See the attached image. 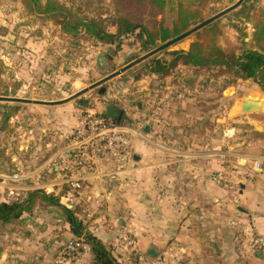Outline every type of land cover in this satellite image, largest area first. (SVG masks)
I'll use <instances>...</instances> for the list:
<instances>
[{
  "label": "crops",
  "instance_id": "1",
  "mask_svg": "<svg viewBox=\"0 0 264 264\" xmlns=\"http://www.w3.org/2000/svg\"><path fill=\"white\" fill-rule=\"evenodd\" d=\"M260 5L264 7V0ZM248 26L246 50L256 48L253 25ZM20 40L16 38L18 44ZM22 41L15 53H0L12 72V78L3 77V85L16 93L0 97L54 102L34 98V47L32 39ZM105 50L111 61L120 59ZM8 56L12 66L5 62ZM149 60L126 72L145 67ZM99 74L96 70L93 77ZM149 74L140 79L138 111L122 108L124 120L115 123L132 132L131 152L100 158L90 151L77 204L66 206L68 190L61 204L77 209L84 226L112 248L121 264H264L262 255L245 247L249 234L264 236V90L253 80L225 87L226 77L213 79L191 67L180 66L166 78ZM245 99L260 101L261 112L243 114ZM10 105L17 106L16 114L8 121L0 118V193L9 188L17 197L36 189L60 194L63 188L46 182L44 175L38 180L37 145L47 157L40 169L46 171L48 164L62 159L71 140L67 127L80 115L76 100L62 105L0 102V110ZM36 114L44 123L43 133L51 136L44 145L37 140ZM53 114H61L58 123L49 118ZM214 137L217 142H212ZM219 173L227 177L221 183L215 181ZM50 221L40 239L45 250L38 246L31 254L20 250L8 255L1 249L0 264H93L85 245L77 256H64L63 247L75 238L66 224ZM122 235L130 237L134 248H125ZM132 254L137 260L128 259Z\"/></svg>",
  "mask_w": 264,
  "mask_h": 264
},
{
  "label": "trees",
  "instance_id": "2",
  "mask_svg": "<svg viewBox=\"0 0 264 264\" xmlns=\"http://www.w3.org/2000/svg\"><path fill=\"white\" fill-rule=\"evenodd\" d=\"M21 1L30 15L53 21L70 41L83 39L97 45L119 47L124 39H133L140 51L148 53L204 22L203 12L211 0H109L111 9L107 17L91 6L90 0H82V4H77L79 0ZM248 1L251 0H245L238 10L230 13L240 15L244 24L253 25L255 49H245V27L239 29L235 26L238 31L244 32L242 47L221 44V36L225 31L219 19L194 33L198 40L191 44L188 52H173L170 61L159 58L158 54L150 58L149 64L145 66L146 72L166 78L180 66L191 67L210 74L213 79L226 77L225 87L238 80H253L264 90V7L251 8L247 6ZM166 13L172 15L169 25L163 18ZM3 71L4 65L0 60V74ZM4 112L2 121H8L16 114L17 106L10 105ZM102 116L108 119L104 114ZM80 157L85 158L83 155ZM70 160L75 162L73 157ZM67 190L69 185L64 184L58 195L36 189L29 191L25 199L13 202L0 200V230L9 226L13 229L26 228L38 209L46 210L56 213L58 221L68 226V232L75 238L68 244L81 242L82 246L90 249L93 264H121L114 257L112 248L84 226L77 216L78 210L61 204V198ZM76 196H79L78 193ZM68 244L63 247L65 251ZM82 246L79 247V253Z\"/></svg>",
  "mask_w": 264,
  "mask_h": 264
},
{
  "label": "rangeland",
  "instance_id": "3",
  "mask_svg": "<svg viewBox=\"0 0 264 264\" xmlns=\"http://www.w3.org/2000/svg\"><path fill=\"white\" fill-rule=\"evenodd\" d=\"M90 1H92L91 6H93L94 8H98V11L101 12L103 16L107 17L110 14L111 8L109 0ZM238 1L239 0H211L207 7L204 9V21L227 10L228 8L235 5ZM260 1L261 0L248 1L247 6H250L251 8L260 7ZM77 4H82V0L77 1ZM240 7L241 6H239L237 10ZM163 18L169 25L172 15L170 13H166ZM220 20L221 27L225 31L221 36L220 43L223 45L229 44L237 48L242 47L244 43L241 40V37L244 32L238 31L235 26H238L239 29L244 27L248 29V24H244L240 15H231V13L226 14L224 17L220 18ZM19 37L21 38V40L25 38H28L30 40L32 39L31 45L34 47V51L31 50L32 56H29L31 58L30 63L36 68L33 72V83L35 88L37 89L34 94V98H36V100L45 99L50 101H60L63 99H68L73 96H70L71 94L74 93L75 95V93L77 94L78 92L88 89L90 86L98 82V79H103L105 75L102 74H99V77L97 79L93 77V73L96 72V58L100 53H105L103 52V49H106V52L109 51L110 54H115L120 57L118 61H111V65L114 71H118L121 68L126 67L131 62H134L135 60H138L139 58L147 54L139 50L137 45L134 44L135 41L133 39H124L119 47L115 45H97L91 41L83 39L77 42L70 41V39L62 34L60 28L56 26L53 21L30 15L24 8L21 0H0V53L4 52V55H7L8 50L11 54L15 53V51H18L20 46L16 42V38ZM197 40V37L192 35L182 42L169 47L166 53L161 52L160 54H158V56H162L161 59L164 60L165 57L172 58L171 53L173 51L188 50L190 49L191 44L193 42H196ZM108 47H111V50H109ZM5 62L12 66V57L8 56L7 59H5ZM148 74L149 73L146 72L145 67H138L137 69H134L129 73L125 72L122 75L113 78L114 80L112 79L108 81L104 85V87L106 88L105 94H99V88L86 93L84 95V98L90 100V105L88 109H83V111H81L82 109L80 107H75H78L77 109L80 110V115L76 117V119H74L75 121H71L74 123H71L67 127L69 129V135L67 136H71V140L70 144L68 143L69 146L67 145L66 147L62 159L59 162L58 160L53 161L50 166L48 164V169L46 171H44L45 169H40L41 167H43L44 161L47 160V157L46 152L40 148L39 144L37 145V147H39L37 150V154L40 155V157L38 158L40 164H37L36 166V168L38 169V171L36 172L38 175V180L41 181L40 179L43 177L42 175H44L46 182L51 181L52 183H54L55 188L62 189V186L68 179V177L66 176L68 174V171L66 169L70 167V164L73 165L75 163L70 160L69 155L71 154L70 149L72 147L73 134L79 126L82 118L90 114H104V101L108 102L109 104L116 105L120 109H126L125 107H132L135 111H138L136 103L141 99V94H139V91L141 88H143V86L140 85V79H142L144 75L146 76ZM4 76L12 78V72L6 69L5 65L3 73L0 74V95L5 93L16 95V93L11 94V92L7 90V86L3 85L2 80ZM77 80L79 81L75 82ZM74 83L78 87L77 89H73ZM231 86L232 85H230V87ZM228 105L231 108L232 102H230V104ZM4 113V111L0 110L1 120H3L4 118ZM37 116V140L38 142H42L44 145L45 143L50 141L51 136L48 132L43 133L44 131H46V129L43 128L44 123L40 122V120L42 119L41 117H39L40 115L38 114ZM49 118L52 120V123L55 124L58 123L59 119L61 118V114H53ZM123 123V125H126L125 121H123ZM217 141V137H214L212 139V142ZM129 152H131V146ZM85 155H90V151H86ZM102 157L108 158L106 155ZM55 166L57 168L61 167V170L55 172ZM83 189L84 184L81 191L78 192V195H81ZM25 198L26 197L22 195L20 197H17L10 194L9 188H6L5 191L0 193L1 201L13 202ZM61 201H63L62 198ZM66 203L70 204V202ZM56 215V213H48L46 210L38 209L33 220L28 222L26 228L19 227L17 229H13L10 226L3 228L2 230H0V246L2 247V249H4V252H7L8 255L16 254L20 252V250L27 251L31 254L37 249L38 246H41L43 250H45L46 245H43V243L40 242L42 235H44V233L47 231L46 229H44V226L45 228L47 227L45 223L49 220H51L52 222H58L59 219H57ZM39 222H41V224L43 222V224L40 225ZM59 222L62 223V221ZM255 236H258V234H249L245 238L246 242L250 243L251 238ZM18 238H22L24 239V241H15ZM38 242H40V244H38ZM79 245L81 248L82 245ZM245 247L249 248L252 252H254V254L256 253L250 248L249 244H246ZM125 248L129 250L131 247L125 246ZM78 253L79 250L74 254V256H77ZM130 255L127 256L128 259H134V257ZM262 256V258L264 259V255Z\"/></svg>",
  "mask_w": 264,
  "mask_h": 264
},
{
  "label": "built area",
  "instance_id": "4",
  "mask_svg": "<svg viewBox=\"0 0 264 264\" xmlns=\"http://www.w3.org/2000/svg\"><path fill=\"white\" fill-rule=\"evenodd\" d=\"M132 132L127 130V127L118 126L111 120L104 118L102 115L90 114L84 116L79 123L76 131L73 134V141L71 147L70 158L75 160V166L70 164V167L66 169L68 177L65 184L69 185V190L66 195V206L71 207L74 204L76 195L83 188L84 172L82 168L84 162H88L89 155H85L86 151H91V155L94 157L107 156L108 158L123 157V155L129 153L131 146ZM81 155L85 158L80 157ZM65 170V169H64ZM227 177L223 173H219L215 181L221 183L226 180ZM123 243L127 246L134 248V243L125 235L121 236ZM250 248L255 252L264 254V236L258 235L250 240ZM80 245L78 243H69L67 250L63 253L64 256H72L79 250ZM155 264H162L157 262Z\"/></svg>",
  "mask_w": 264,
  "mask_h": 264
},
{
  "label": "water",
  "instance_id": "5",
  "mask_svg": "<svg viewBox=\"0 0 264 264\" xmlns=\"http://www.w3.org/2000/svg\"><path fill=\"white\" fill-rule=\"evenodd\" d=\"M244 1L245 0H239L235 5L228 8L227 10L213 16L212 18L206 19L204 22H202L201 24L190 29L189 31H187L186 33L181 35L180 37H178L174 40H171V41L161 45L160 47L148 52L147 54H145L144 56H142L138 60H135L131 64L127 65L124 68H121L118 71H114V69L110 63L112 58L110 56L106 55L105 53H100L96 58V70L98 72H100L102 75H105V77L103 79L99 80L98 82H96L95 84H93L92 86H90L88 89H85V90L73 95L72 97H70L68 99L60 100V101H54V102H42V101H31V100L20 99V98L0 97V102L34 103V104H38V105H62V104L71 102L73 100H76V104L79 107L84 108V109H88V107L90 105V100L87 98H84V95L86 93H88L89 91L94 90L96 88H99L100 94L103 95L106 92V88L104 87V85L108 81L112 80L113 78H115L117 76L122 75L123 73H125L127 70H129L133 66L137 65L138 63L144 62V61L156 56L157 54L161 53L163 50L177 44L178 42H180L182 40L189 38L190 36L194 35V33L201 30L202 28H204L208 24H210L216 20H219L220 18L224 17L226 14H229L230 12L237 9L239 6H241V4ZM19 44H23V41L20 40ZM103 106L105 107L104 115L108 119L113 120V121H120L122 119L123 112L118 107H116L115 105L109 104L106 101L103 102ZM261 110H262V103L258 100L255 101V100H251V99H245L241 102V112L243 114L259 113V112H261Z\"/></svg>",
  "mask_w": 264,
  "mask_h": 264
},
{
  "label": "flooded vegetation",
  "instance_id": "6",
  "mask_svg": "<svg viewBox=\"0 0 264 264\" xmlns=\"http://www.w3.org/2000/svg\"><path fill=\"white\" fill-rule=\"evenodd\" d=\"M99 94H100V90H99ZM104 94H105V93H104ZM115 106H116V105H115ZM116 107H117V106H116ZM118 108H119V107H118ZM119 109H120V108H119ZM120 110H121V109H120ZM121 111L123 112V110H121ZM122 119H123V116H122ZM122 119H121V120H122ZM109 120H110V119H109ZM121 120H120V121H121ZM111 121H112L113 123L120 122V121H113V120H111Z\"/></svg>",
  "mask_w": 264,
  "mask_h": 264
}]
</instances>
